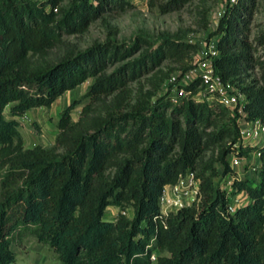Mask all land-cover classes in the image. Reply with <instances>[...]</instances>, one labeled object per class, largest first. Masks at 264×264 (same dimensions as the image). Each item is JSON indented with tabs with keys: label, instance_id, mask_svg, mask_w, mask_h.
<instances>
[{
	"label": "trees",
	"instance_id": "trees-1",
	"mask_svg": "<svg viewBox=\"0 0 264 264\" xmlns=\"http://www.w3.org/2000/svg\"><path fill=\"white\" fill-rule=\"evenodd\" d=\"M64 1L0 0V165L7 168L0 184V264L17 262L13 238L23 228L62 264H264V141L245 146L237 112L198 101L201 78L185 87L178 103L171 94L154 103L146 92L129 106L132 82L167 60L183 64L197 47L162 38L113 74L109 69L136 54L140 43L67 52L58 63L38 67L33 58L64 47V37L86 33L109 9L132 7L129 0H70L65 9ZM191 1L172 0L164 11ZM255 8V0H239L218 30L214 70L236 88L257 67L249 39ZM258 43L264 46V34ZM90 80L85 98L62 111L55 147L27 149L18 119L50 109ZM241 93L247 120L264 132V75L260 88L248 85ZM216 146L224 172L211 167L197 174ZM252 153L261 163L253 183L240 179L229 159ZM189 172L201 180L200 202L163 215L165 187ZM227 177L229 190L216 182ZM238 196L247 200L233 207ZM110 207H132L133 216L105 220Z\"/></svg>",
	"mask_w": 264,
	"mask_h": 264
},
{
	"label": "rangeland",
	"instance_id": "rangeland-1",
	"mask_svg": "<svg viewBox=\"0 0 264 264\" xmlns=\"http://www.w3.org/2000/svg\"><path fill=\"white\" fill-rule=\"evenodd\" d=\"M238 1L192 0L173 11L165 12L164 9L167 6H172V0H129L132 7L126 11L109 9L100 19L90 25L86 33L64 37V47L37 55L33 58V61L36 66L44 67L58 63L67 52H86L95 46L108 43L129 44L130 46L136 44V42L140 43L141 47L136 54L109 69L108 73L113 74L126 64L138 59L149 48L155 47L162 38L175 39L196 46V51L191 53L183 64L167 60L152 73L132 82L129 85L132 91L129 106H134L138 97L146 92H151L154 95V103L162 98L166 100L170 94L175 102L179 88H185L194 80L200 78L198 64L201 61V53L205 49L209 50L213 44L218 43L222 36L218 33L220 22L227 10ZM255 1L256 8L251 19L249 39L255 49L253 54L257 60V67L237 82L236 86L238 88L233 87L234 93H241V89L248 85H254L257 88L263 85L264 46L259 45L258 40L264 34V0ZM62 6L65 9L69 8L70 0H65ZM92 83L93 80H90L77 89L67 92L50 109H35L24 118L18 119L22 124L21 133L25 147L33 149L36 146H42L49 150L54 148L59 134L56 124L62 111L75 100L85 98ZM198 91V95L203 96L205 100L220 102L208 92L206 85L203 87L201 84ZM112 98L110 97L108 102H111ZM81 112L82 108H77L73 112L76 121L79 119ZM9 113L10 108L7 109L6 115L8 116ZM253 132V137L244 143L245 146H259L264 141V132L260 125ZM220 150L221 147L216 146L205 153L197 165V174H202L210 170L211 167L217 168L220 174L224 172L222 164L218 162ZM229 159L231 162L232 157ZM260 164L259 157L252 153L250 158L241 159L240 164L232 168L240 179L249 180L253 183L258 180L256 169ZM6 172L7 168L0 165V184ZM228 180L229 177L225 180L218 178L216 182L222 188L229 190ZM246 200L245 196H238L232 199V205L236 207ZM197 202L199 203L200 200ZM123 213H126L128 217H132L133 208L128 207L124 210L110 207L106 212L105 220L116 221ZM13 250L18 256L15 264H62L58 255L48 245L39 243L36 240L30 228H23L14 235Z\"/></svg>",
	"mask_w": 264,
	"mask_h": 264
},
{
	"label": "built area",
	"instance_id": "built-area-1",
	"mask_svg": "<svg viewBox=\"0 0 264 264\" xmlns=\"http://www.w3.org/2000/svg\"><path fill=\"white\" fill-rule=\"evenodd\" d=\"M218 43L213 44L209 50L205 49L201 53L200 78L203 84L207 86L208 92L220 101L224 106L237 112L239 117V124L241 128V136L243 144L253 137V130L259 125L258 123H251L247 120V115L244 111L246 104V97L241 93H234L233 85L225 83L223 79L215 73L214 60L219 55ZM178 96L175 103L187 96L185 88H179ZM198 101H204L203 96L197 95ZM241 159L233 155L231 159L232 167L238 166ZM201 200V180L194 172H189L186 176H182L179 183L168 186L164 189L160 200L161 212L163 215L175 213L185 207L191 206L193 203ZM127 215L126 213H123ZM155 261L156 257L153 256Z\"/></svg>",
	"mask_w": 264,
	"mask_h": 264
}]
</instances>
